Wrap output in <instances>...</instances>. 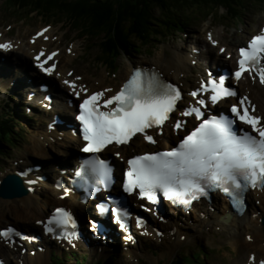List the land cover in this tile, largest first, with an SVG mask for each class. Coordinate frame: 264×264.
<instances>
[{"label":"snow or ice","instance_id":"1","mask_svg":"<svg viewBox=\"0 0 264 264\" xmlns=\"http://www.w3.org/2000/svg\"><path fill=\"white\" fill-rule=\"evenodd\" d=\"M46 31V28L41 29L36 36L40 37ZM43 38L47 39L46 36ZM212 43L215 44V41ZM11 48V43H0V50ZM238 51V67L231 75L239 79L245 72H255L260 82L264 83V66H261L264 59V28L251 37L247 47H241ZM55 55V52H41L34 57L36 66L52 75L56 65H48V61ZM44 57L46 59H42ZM219 80L220 83H216L209 78L206 82L207 90L211 93L207 99L212 104L222 97L236 96L235 91L224 86V77L221 76ZM63 83L69 89L75 87L68 80ZM201 87H204V83ZM81 90L87 92L83 86ZM111 91L92 92L77 105L75 119L78 121L79 135L85 142L82 148L85 153H98L112 143L126 144L134 134H140L144 141L154 143L145 130L154 128L158 134L159 126L169 120V114L181 99L176 85L163 81L155 71L140 69L131 71L121 87L105 97L104 94ZM74 94L79 96V92ZM191 95L196 96L197 92L193 91ZM195 103L199 107L187 106L180 115L187 117L194 114L199 123L182 134L175 145L127 160L128 168L123 172L122 183L125 193L147 200L150 204H156L158 196H161L174 204L187 206L193 200L206 196L209 190H219L230 196L234 205H238L241 194L247 188L264 187V123H261V117L252 114L254 106L247 102V97H240L237 104L231 105L229 114L210 115L203 119L201 109L205 100L199 99ZM237 121L250 126L251 133L237 128ZM184 123L183 120L172 121V131L176 132ZM84 165L105 186L110 183V168L104 160H85ZM97 211L101 214L109 211L119 227L125 229L124 220L129 213L123 206L113 204L105 209L103 205H97ZM141 223L138 217L137 227ZM43 227L45 232L70 229L64 237L69 242L77 235L72 214L62 207L54 210ZM18 235L13 227L0 229V239L5 242ZM124 238L131 239L127 235ZM252 260L254 257L250 256L249 261ZM259 264H264V260Z\"/></svg>","mask_w":264,"mask_h":264},{"label":"bare ground","instance_id":"2","mask_svg":"<svg viewBox=\"0 0 264 264\" xmlns=\"http://www.w3.org/2000/svg\"><path fill=\"white\" fill-rule=\"evenodd\" d=\"M44 36L47 37V39L43 38ZM51 33L49 30L43 33V35L39 38L37 37H31L32 39L27 38H18L15 39H6L3 32L0 30V43L8 42L12 44V48L4 51L8 55L14 56L15 59H13L15 62L17 60L18 64L19 62H22V65H18L17 73L21 70H24L23 73V83L24 86H28L26 82V75L30 74L33 82L34 81H43L44 77L42 76V70H40V74H35L34 70H30L31 67L30 64L27 62L31 58L32 51L34 49L39 50H47V46H49V42L51 39ZM224 33L221 34L219 32L211 34L212 41H215V43L220 45H225L226 42L223 43L224 40ZM237 48V47H236ZM235 48V49H236ZM228 52H231L234 54L233 49H227ZM237 50V49H236ZM237 52V51H236ZM235 52V53H236ZM71 54H74L73 49L70 50ZM226 56V52H223L220 54V57L216 58L215 60L218 61L220 64V67H229L231 65V58L230 57H221ZM63 55L62 53H59L52 61H48V65H51L52 63H55L57 65L56 70L54 74L58 77V80L55 78H49L50 83L52 85V91L56 95H62L66 96V88L69 91H78L79 93H82L84 91L81 90V86L85 88V82L84 78L87 80V82H90V77L87 76H79V79L74 78L71 79V76L69 74V70L66 69L65 65L69 63L68 61L62 60ZM191 59H186L184 55L179 53V50L177 48L170 49V52L167 55L159 54L155 60H150L149 63L152 65L156 71L163 77V76H169V78L173 79L174 81L178 82L181 86L183 92V102L179 103L177 105V109L175 110L173 118H177L180 120H183L182 116L180 115V112L183 108L187 106L191 107H197L198 105L195 103L199 99H207V92L204 91L201 88V84L205 82L208 75H211L209 72L201 69L199 71V75H197L193 80H190L189 78L192 76V69H191ZM218 59V60H217ZM147 62L146 60H143ZM65 63V64H64ZM28 64V65H27ZM6 64H2L1 66H5ZM264 66V65H262ZM8 67V66H6ZM207 67V66H206ZM205 67V68H206ZM213 68V67H212ZM27 70V71H25ZM84 67L79 66L76 68V73H83ZM3 71V70H2ZM29 71V73H28ZM26 73V74H25ZM130 73V68H126L120 75V80L115 82L111 86H105L102 83V80H95L91 85L89 86V90L91 91H103L104 89H111L114 91L118 86L119 83ZM244 80L240 81L238 85L240 87H244L246 83L245 74L243 75ZM15 78V77H14ZM13 80V79H12ZM11 80V81H12ZM64 80H68L72 82L75 87L74 89H69L67 85L63 83ZM97 83V86L94 87L95 83ZM85 84H82V83ZM231 82H234L231 79ZM79 83V85H77ZM61 85L65 86L66 88L62 87ZM196 96H192L191 93L193 91H197ZM108 92H106L104 95H106ZM253 94L256 93V91H252ZM30 98H34L36 96L32 95L31 92L29 93ZM83 96V94H82ZM37 98V97H36ZM229 102H233V100H229ZM261 106L259 107V111L262 114V110L264 109V103L262 101ZM255 103L257 105V99H255ZM227 106V104H225ZM64 105L56 102L55 106L53 107L51 112H48L46 115L47 122L51 121V117L53 115L61 114L62 109ZM262 116H264L262 114ZM46 122V123H47ZM52 128L50 125H44V127H39L38 130L35 131L34 136L31 138V147L29 149V152H31V155H34L39 160H31L24 159L23 163L20 166L14 167L13 164L8 168V173L19 170V167H34L38 166L40 168V172L44 171L47 180H52L56 176V172L59 171V168L56 170H53L52 164L53 163H60L66 164L68 160L76 155V153L73 151L75 149L79 142L77 138H74V136H71L69 133H63V136L61 137V141L57 142L54 141L53 143L50 142V139L52 138L50 134H47L48 129ZM186 125L184 124V127L182 130H178L176 132H172V135H168V141L173 142L177 141V137L182 131H185ZM156 137H159L157 132L155 133ZM162 140V139H160ZM144 145V144H142ZM51 149H54L56 151V154L58 157H56L53 153H51ZM29 161V162H28ZM28 162V163H27ZM25 163V164H24ZM49 182L45 181L43 183H39L36 186V190L32 195H26L24 198L19 199H8V198H0V226H2L4 223L8 222L9 220H12L14 224L21 225L22 227H25L27 229H31L34 227L35 222L39 221L40 218L45 217V211H47L49 205H65L68 208H71L73 211L77 212V209L80 211L81 214L84 212H88L87 206H82L76 202V199L73 196H70L64 200H59L58 195L59 192H54L52 189L45 188V185H48ZM39 189V190H37ZM252 199L259 200L262 204L260 210L259 207H255L252 204ZM248 205L249 209L245 211V213L242 216H235L232 213L229 214V210L226 207L225 203L220 197H217L214 202L212 203V206H216V209L213 212L208 211L203 205H201L200 214L202 218H197L195 220V223H193L192 226V233L184 232L186 234V237L184 239V242L193 241L195 239H201V238H209L211 233L218 229V233L221 234L220 236L226 239L232 248L235 250L237 249V246H241L242 248H245L247 252L254 255V260L250 262V264H259L261 260H264V238L263 235V228L261 224H259L260 218L264 216V189L262 192H252L248 195ZM193 212L197 214L198 209H193ZM174 220L170 219V221L166 222L162 229H166L168 233H170L174 226ZM180 230L178 228L175 229V234L173 235L175 238L173 239L171 249L168 250V253H173L174 248L180 246L181 242L179 239ZM241 236L243 237V241L241 240ZM171 236L169 238H164L167 241L171 240ZM189 239V240H188ZM45 248L43 253H35L34 256H31L29 254H25L22 256V262L23 264H45L50 252L49 245L46 243L43 245ZM5 252H8L6 250L0 249V256H2ZM6 262L9 260L7 258ZM17 264V262H16Z\"/></svg>","mask_w":264,"mask_h":264},{"label":"rangeland","instance_id":"3","mask_svg":"<svg viewBox=\"0 0 264 264\" xmlns=\"http://www.w3.org/2000/svg\"><path fill=\"white\" fill-rule=\"evenodd\" d=\"M142 1L143 3H147L148 0ZM221 1V5L217 4L216 9H203L202 13L198 14H193V11H187L184 13L187 16H185L184 18H177L178 22H182V25L184 23L188 25V27L186 28L187 38L175 35L174 37L164 39L160 37L163 32L162 30H159L157 33H151L147 37H144V34H141L143 37H141L137 41L130 42L128 47L133 48L137 45H142L143 51V48H145V46L150 47L149 50L144 51L148 54L137 55L136 53H131L130 56L125 55L119 57L114 63L113 68H107V70L105 69V67H102L97 63L96 57L98 56L102 58L98 49L99 45L102 46L103 52L109 55L112 54L113 48L110 47L108 43V39L110 38L111 34H109L108 32H105L103 34L98 33L96 35V39L93 38V35H91L89 38H86L83 31H81L80 26H75L74 24L69 25V23L67 22L62 24L58 19L56 20L55 18H53V20H40L35 15V13L31 14L33 15L32 18H24L22 21H19L22 17H25L32 8L24 9V14L15 15V18H13L12 13H16V8L15 6H10L9 2H5V0H0V29L5 30L6 32V27L11 26L8 29V32L11 35L17 36L19 34L22 37H29V35H31L36 29L40 28L41 26L47 25V28H50L49 31L51 35L57 37V40L55 42H51L53 43L52 47H61L64 57L63 60L69 62L65 66L66 68L70 69L71 72L74 71L73 75H83L84 77L88 75L91 79L90 82H87V80L84 78V82L88 86H93L91 84L95 80H102V83L105 86H111L115 82L120 80V75L126 68H131L132 65L142 64L141 60H155L159 54L167 55L172 48H177L184 56H187L192 46H207L209 48L211 58H216L218 47L215 49L211 47L213 43H208L209 35L213 34L214 32H219L221 34L224 33L225 36L223 43L226 42V50H234L237 46L243 44L250 35L255 34L258 31L259 26L264 22V0ZM211 11L212 14L209 15ZM161 20L162 17L159 18L158 22H160ZM67 49H73L74 54H70L69 52L65 53V50ZM225 52L227 54L229 53L228 50ZM9 60H11L10 65H15L12 58H10ZM194 60L197 61V65H191L193 69V75L198 74L197 71L202 68L201 63H203V60ZM16 62L18 63V61ZM19 64L22 65V62H19ZM144 65L150 66V63L147 62ZM79 66L84 67L83 73L75 72L76 68ZM14 69H16V67ZM2 70H4V68L0 65V74H3ZM111 71H115V74L112 75ZM15 75V72H12L11 74L5 75L0 78V81H2L3 85L5 83L7 85L9 83V79H14L13 77ZM166 77L169 78L168 76ZM98 82L99 81L95 83L94 87L97 86ZM254 83L255 84L249 83L245 85V87H247V90L250 91L249 94L252 100H254L256 96L257 107L259 108L261 106L260 101L264 103V90L261 88V85H257V80L254 81ZM13 84H15L16 87H14ZM3 85H0V89L2 91L0 95H3L4 92V89L1 87ZM10 87L11 88H6V90H12L15 94H22L24 91H26V88L23 84V76L21 74L18 75L16 77V83L14 80L10 81ZM254 90L256 91L255 95L252 94V91ZM21 101L24 100L21 99ZM30 119V121H25L23 123L30 125L32 128L28 130L23 140L18 139L19 141L17 142V144L21 146L18 147V150H7V154L10 158L0 163V171L6 172L12 162L20 161L23 158H30L28 149L30 148L31 143L29 145L27 144V138L29 139L38 127H40L41 125L43 127V125L45 124V120H43V118H41L40 120L38 119L37 112L34 113V116ZM166 135H168V132H165V137ZM134 142L135 144L133 143L131 145V149L139 143V140L136 139ZM260 205L261 204L258 203L259 209L262 210ZM263 219L264 216L260 218L259 224H261L264 233V223H262ZM11 222L12 220L8 221V223ZM193 222L194 217H189V222L184 224V230L192 233L193 231L190 229V225ZM8 223L3 224V227ZM220 235L221 234L219 233L211 234L209 242H206L207 240H203L183 244L184 250L187 252V254H190L189 251L191 248L199 247V245H201L206 253H211L207 254L208 258L207 260H205V262H203L204 264H243L247 256L246 249L242 248L241 246H237L236 250L233 249L230 243ZM242 238L243 237L241 236V240L243 241ZM166 248L167 244H163L156 249L160 252V250H166ZM209 248L214 249L209 252ZM144 252H147V249ZM175 252H177V249ZM175 252L158 253V260L151 257V255L147 256L145 259H150L148 264H168L179 255V253ZM152 258L154 259L153 262ZM117 263L126 264L127 262L123 263L121 260H118ZM133 263L137 264L134 260Z\"/></svg>","mask_w":264,"mask_h":264},{"label":"trees","instance_id":"4","mask_svg":"<svg viewBox=\"0 0 264 264\" xmlns=\"http://www.w3.org/2000/svg\"><path fill=\"white\" fill-rule=\"evenodd\" d=\"M7 2L17 9L40 10L47 18L66 17L76 26H84V33L92 34L94 33L90 32L92 30H96L97 34L108 32L112 35L108 43L113 48L112 55L116 56L127 43L143 37L141 34L147 37L151 33H157L163 29L166 22L173 23L176 17L184 18L187 11L202 13L203 9L215 8L217 4L221 5L222 1L148 0L147 3H143L142 0H7ZM160 17L162 20L158 22ZM178 28L174 25L169 31L176 32ZM5 114L6 121L0 119V152L15 143L14 125L20 117L9 109L5 110Z\"/></svg>","mask_w":264,"mask_h":264},{"label":"water","instance_id":"5","mask_svg":"<svg viewBox=\"0 0 264 264\" xmlns=\"http://www.w3.org/2000/svg\"><path fill=\"white\" fill-rule=\"evenodd\" d=\"M12 180H14V178L12 176H6L3 180H2V184L0 187V196L3 198H7L10 197V191L12 190L9 187V183L13 182Z\"/></svg>","mask_w":264,"mask_h":264}]
</instances>
